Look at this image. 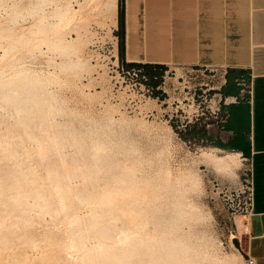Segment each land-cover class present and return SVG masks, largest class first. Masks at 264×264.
Wrapping results in <instances>:
<instances>
[{"label":"rangeland","instance_id":"obj_1","mask_svg":"<svg viewBox=\"0 0 264 264\" xmlns=\"http://www.w3.org/2000/svg\"><path fill=\"white\" fill-rule=\"evenodd\" d=\"M104 1L0 0V264H247L250 160L117 69Z\"/></svg>","mask_w":264,"mask_h":264},{"label":"crops","instance_id":"obj_2","mask_svg":"<svg viewBox=\"0 0 264 264\" xmlns=\"http://www.w3.org/2000/svg\"><path fill=\"white\" fill-rule=\"evenodd\" d=\"M114 31L127 69L164 65H226V95L249 82L250 97L225 106L228 121L211 123L207 138L245 154L252 165V206L243 256L264 264V0H122ZM119 52V37L114 35ZM120 60V59H119ZM121 62V61H120Z\"/></svg>","mask_w":264,"mask_h":264},{"label":"built area","instance_id":"obj_3","mask_svg":"<svg viewBox=\"0 0 264 264\" xmlns=\"http://www.w3.org/2000/svg\"><path fill=\"white\" fill-rule=\"evenodd\" d=\"M117 69L133 75L137 84L149 99L161 105L166 104L167 121L171 127L180 134H190L195 128L208 126L211 123L223 125L228 121L229 114L225 106L237 103L241 98L250 97L251 86L249 82H240V91L236 95H226L222 88L227 82L229 68L226 65L182 66V72L177 69L173 72L166 70L163 83L158 86L165 92V97L153 96V88L147 85V76L143 68L127 69L119 64L115 56ZM189 140L192 139L189 136ZM203 142V140H201ZM253 198L252 165L250 168V185L247 198V214L251 213ZM247 264H258L251 255L245 256Z\"/></svg>","mask_w":264,"mask_h":264},{"label":"trees","instance_id":"obj_4","mask_svg":"<svg viewBox=\"0 0 264 264\" xmlns=\"http://www.w3.org/2000/svg\"><path fill=\"white\" fill-rule=\"evenodd\" d=\"M118 14H119V25L121 27L122 24V17H123V6L122 0H118ZM114 34L119 37V59L121 63L123 62V53H122V36L118 31H114ZM143 67V70L147 76V85L153 88V96H160L161 98L165 97V92L158 88L159 85L163 83V76L166 72V66L164 65H153V64H146ZM207 127L201 126L199 128H195L190 134H180L182 138H189L196 139L197 141L203 140V143L206 144H214L212 141L207 138ZM218 146V144H215Z\"/></svg>","mask_w":264,"mask_h":264},{"label":"bare ground","instance_id":"obj_5","mask_svg":"<svg viewBox=\"0 0 264 264\" xmlns=\"http://www.w3.org/2000/svg\"><path fill=\"white\" fill-rule=\"evenodd\" d=\"M88 4V2H87ZM100 6V5H99ZM91 7V6H90ZM93 7V6H92ZM58 15H60L61 19H65L66 15H68L69 13V5H65V6H58ZM97 9V8H96ZM79 10V9H78ZM92 10V8H91ZM102 12L105 13V15L107 16V18L111 21L110 23L113 24V26L116 24V19L118 16V0H105L103 5H102ZM98 14V13H97ZM78 15V14H77ZM82 15V14H81ZM100 15V14H99ZM104 15V14H103ZM76 16V15H75ZM79 16V15H78ZM77 16V17H78ZM102 17V16H101ZM82 19V18H81ZM104 20V19H103ZM107 23V22H106ZM103 24V22H102ZM104 25V24H103ZM109 28V25H107ZM115 27V26H114ZM113 28V27H112ZM83 32V31H82ZM66 39V38H65ZM64 43V41H63ZM115 44H116V52L118 53V48H117V42L115 39ZM203 158H204V162H208L210 164H213L215 166H218L222 169H230L233 167V165H236V154L229 152L228 155L226 156H217L216 154H214L212 151H206L203 153ZM238 164V163H237ZM236 168V167H235ZM233 171V170H232ZM75 239H73L74 241ZM75 243V242H74Z\"/></svg>","mask_w":264,"mask_h":264}]
</instances>
